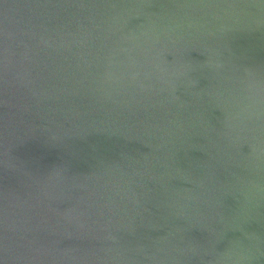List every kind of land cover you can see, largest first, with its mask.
<instances>
[{"label":"water","instance_id":"obj_1","mask_svg":"<svg viewBox=\"0 0 264 264\" xmlns=\"http://www.w3.org/2000/svg\"><path fill=\"white\" fill-rule=\"evenodd\" d=\"M0 264H264V0H0Z\"/></svg>","mask_w":264,"mask_h":264}]
</instances>
